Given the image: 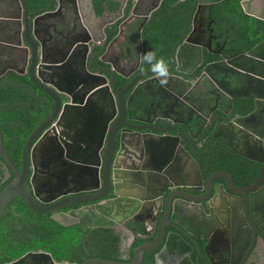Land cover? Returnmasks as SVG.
<instances>
[{
    "label": "water",
    "instance_id": "95a60500",
    "mask_svg": "<svg viewBox=\"0 0 264 264\" xmlns=\"http://www.w3.org/2000/svg\"><path fill=\"white\" fill-rule=\"evenodd\" d=\"M21 1L26 13V25L23 28L24 42L27 43L26 46L30 51L28 75L37 88L46 92L54 100V105L48 107L49 114L28 133L21 154L20 167L13 162L6 152L5 136L0 127L1 161L6 165V169L13 174L12 180L0 190V222L11 199L16 196L21 197L32 210L51 214V217L58 221H60L58 217L60 210L78 203L84 204L79 210L90 213L91 221L96 217H102L103 213L114 217L110 211L115 210L116 202L120 201L121 203L118 205L129 212L137 211L139 208L156 212L154 217L147 216L142 220L151 225V236L156 231L154 240L143 242L135 247L130 261L91 257L85 258L81 264H141L145 252L160 247V239L165 228L162 222L159 223L158 227L156 226L158 217L164 209L162 202L168 189L166 185L159 188V184H164V180H166L162 174L163 164L161 165L162 156L159 150H166L162 153L169 152L170 157L168 159L174 157L173 153H175L176 148H182L189 155L188 157H191V151L184 147L182 139L189 142L194 151V138L196 137L194 132L202 117L199 113L191 112L192 104L185 98L180 97L176 100L159 94L153 99L151 94H147L146 101L148 102L143 107V112L152 109L154 112L153 122L162 125L157 130L158 133L149 132L146 136L139 128L137 131H130L129 134L124 133L123 124L119 120L126 119L125 114L129 102L126 99V93L136 79L120 88L116 82V73L119 71L113 64L111 67L101 69L95 67L94 61L99 52L88 53L92 45V38L90 37L66 36L63 41L64 46L55 50L52 47L46 48L45 41L37 34L39 32L37 20L40 17L51 19L55 16L57 11L52 10V8L60 0H52L48 7L30 13L27 0ZM179 1L183 0H177V2ZM161 2L162 0H156L153 6L145 12L141 29L146 24L151 12ZM241 3L246 13L264 19V12L257 10L260 0H242ZM203 4H198L191 17L190 25L184 32L187 38L182 44L174 48L173 60L177 65L175 71L179 73L190 75L193 68L201 69L202 66L195 64L196 60H202L204 49L212 52L213 39L217 37L216 34H212L208 43L199 35V32L205 31L204 21L201 22L200 26L197 24ZM18 6H22L19 0ZM211 6L212 3L209 4V7ZM104 7L105 10L109 11L107 4H104ZM210 15L212 16L211 12ZM7 17L19 21L21 14H11ZM79 18V7L74 5L73 8L62 12L56 22L49 21L47 28L49 31L64 36L76 28V22ZM203 18L204 16L201 20H204ZM211 30L213 31L214 28L212 27ZM12 44H20V42H13ZM80 47H82L81 50ZM127 59V56H123L124 61ZM73 62H78L81 68L72 70L69 65ZM187 63L191 66L190 68L186 67ZM203 67L204 74L217 81L218 78L224 81L226 78L235 75L238 88L248 92L244 95H234V97L249 98L252 100V108L254 109L249 113H242L241 116L233 120H228V124L231 125L233 132L237 130V134L239 133L237 140L241 142L243 139L239 143L240 146L250 147L251 145L250 150L264 155V39L244 52L226 56L210 63L205 60ZM168 70L173 72V67L168 68ZM119 73L122 77L128 78L130 76L123 72ZM197 73L198 71L194 75ZM145 74L151 75L156 74V72L154 70L146 71ZM56 77L59 78L58 82L55 81ZM176 79L177 77H174L169 81L156 76L152 81L160 90L181 88V84ZM219 85L222 86L220 83ZM31 88L34 90L33 87ZM76 91L80 96H76ZM62 92L67 95L65 102H62L60 98ZM156 106L157 110L155 111ZM223 120L227 121L226 119ZM174 129L179 132H172ZM117 132H120L121 149L131 150L132 153L139 152L141 159L145 158V153L146 155L150 154L147 160L150 161V165L154 169H149L148 165L143 166L144 170H149L148 175L144 176L140 174L141 170H131L130 167L122 171L114 167L112 162L116 154L115 138ZM127 134L128 137H125ZM244 134L251 137V140L248 142L246 139L244 140V137L246 138ZM227 137L229 138V135ZM230 144L231 141L229 140L222 146L229 148ZM132 150H136V152ZM155 152L159 153L158 157ZM180 156L177 154L176 158ZM251 158L259 163H264L262 157ZM207 171L208 168L202 176L199 173V178H204L207 181L210 178L206 174ZM198 172H201L199 166ZM229 175L226 172H219L214 178H210L209 182H206L207 198L212 192H215L216 195H220L224 204L229 206L232 214L236 207L245 210L254 222L260 224V231L264 234V220L259 219V211L254 208L256 202L264 194L260 187V184L264 183V170L261 169L260 175L250 186H236ZM217 177H221L224 182L217 181ZM135 182L148 186V189L152 191L151 194L140 198V195L134 192L136 185L133 183ZM123 185L129 186L130 190L122 191L120 187ZM112 186L116 197L108 199L106 197ZM158 201L161 202L160 207L156 206ZM175 201L174 196L168 197L165 204L167 210H173ZM85 203L88 204L85 205ZM128 204L131 206L128 207ZM165 217L166 214L163 218ZM124 221L125 219L119 220L122 224H125ZM149 225H147L148 228ZM129 230L132 232L131 229ZM203 238L205 240L203 246L205 252H209L213 246L222 244L223 241V236L219 233L203 236ZM123 240L128 244L125 238ZM232 241L234 242V239ZM196 247L201 250V244ZM127 249V254H129L130 248ZM6 264L76 263L66 260L56 262L50 252L38 249L28 251Z\"/></svg>",
    "mask_w": 264,
    "mask_h": 264
},
{
    "label": "flooded vegetation",
    "instance_id": "af4514ba",
    "mask_svg": "<svg viewBox=\"0 0 264 264\" xmlns=\"http://www.w3.org/2000/svg\"><path fill=\"white\" fill-rule=\"evenodd\" d=\"M19 1L22 6H18V0H0V127L2 130L10 126V124H7L10 120V116H14L16 119L15 111L24 114V111H33V113H36V111L44 112L47 109V113L43 116L44 119L49 114L48 107L54 105V100L48 96L46 92L37 88L29 78L28 67L30 64V51L26 46L27 43L24 42L23 33V28L26 25V13L24 12L22 1ZM118 1L120 2L118 8L121 9H110V6L105 3L109 6V11L104 10L105 12L103 11L100 15L95 12V17L97 19L95 21L92 20V22L85 19L84 14L81 9H79L80 18L76 22V28L66 35L62 33L64 35L62 36L61 34L49 31L47 23L49 21L56 22L62 12L73 8L74 5L79 7V0H60V2H56L55 6L52 8V10L57 11L55 13L56 17L53 16L51 19L40 17L37 20L39 26V32L37 34L45 41L46 48L52 47L53 50L64 46L63 41L66 39V36L90 37L92 38V45L88 53L92 54L99 52V55H96L94 61L95 67L101 69L103 67H111L113 64L119 72L130 75L127 79L125 78L126 81L124 84L119 86L121 75L119 72L116 73V82L120 88L133 79H136L135 83L130 86L126 93V99L129 101L127 106L128 110L125 114L126 119L119 120L121 124H123L122 128L124 129V133L129 134L130 131H137V128L145 133L146 136H148L147 133L149 132L158 133L157 130L162 125L153 122L154 112L152 109L145 113L143 112V107L146 106L148 102L146 101L147 94H151L153 99L159 94L176 100L180 99V97L185 98L192 104L191 112L199 113L202 117L194 132V135H196L194 138V151L191 148V144L185 139H182L184 147L191 151V157H188L189 155H187L182 148H176L174 151L175 153H173L174 157L170 159H168L170 157L169 152L162 153V151L166 150H159L162 156V174L166 178L164 184H159V188L166 185L168 189L164 194V201L162 202L164 209L158 217L156 226L158 227L159 223L162 222L165 228L160 239V247L153 251L145 252L141 264H264V234L260 231V224L254 222L247 212L241 210L239 207H236L232 214L229 206L224 204L220 195H216L215 192H212L207 198L208 190L206 189V182H209L210 178H214L216 173H229V176L232 177L236 186H250L254 184L256 178L260 175L261 169L264 170V163H259L251 158H264V155L257 154L255 151L250 150L251 145L250 147L240 146L239 143H241L243 139L241 142L238 141L237 136L239 133L237 134V130L233 132L231 125L228 124V120H233L241 116L242 113L246 114L254 109L251 108L253 107L252 105H250V110H246L244 107L243 101L249 98L234 97V95H244L248 92L238 88L239 86H237V78L235 75L226 78L224 81L218 78L217 81L204 74L203 66L205 60H208L210 63L237 53L234 51L233 43L235 41L231 38L230 31L225 29L217 30V22L210 15V3L205 0H200L199 3L204 4L201 7L202 12H200L197 24L200 26L201 22L204 21L205 31L199 32V35L208 43L212 34H216L217 37L213 39L212 52L208 51V49H204L202 60L198 59L195 62L197 66H202V68L199 70L197 67L195 69L193 68L190 75L175 71L177 65H175L173 60V51L177 45L182 44L187 38L184 32L188 29L190 25L189 22L181 32L182 36L180 39L174 41L170 56L163 60L166 67V76L163 79L170 81L174 77H177L176 81L181 84V88L174 87L160 90L152 81L154 77L157 76V73L151 75L145 74L146 71L153 70V60L145 59L146 56L152 55V46L147 37V31L144 32V28L150 23L152 18H155L154 22L159 19L158 9L162 5V2L151 12L146 24L141 29L140 27L144 21L145 12L153 6L156 0ZM27 3L29 13L41 8H46L50 5L32 7L28 0ZM257 10L264 12V1H260ZM10 13L12 15L20 13L21 19L19 21L11 20V18L7 17L11 15ZM1 15H3V17H1ZM106 15H113L115 17L113 18L112 16L105 19L104 16ZM202 16H204V20H201ZM212 27L214 28L213 31L211 30ZM165 38L169 41L173 37ZM13 42H20V44L11 45ZM81 48L82 47H80V50ZM146 48L148 49L147 54H145ZM123 56H127L129 60L127 59L128 61H124ZM69 66L72 70L74 68L78 70L81 68L78 62H73ZM170 67H173V72L168 70ZM186 67L190 68L191 66L187 63ZM196 71H198V73L194 75ZM11 73L19 77L15 78ZM58 79L59 78L56 77L55 81L58 82ZM219 83L222 84V86L219 85ZM31 87H33L34 90H32ZM76 96H80L78 91H76ZM60 98L62 102L67 101L66 93L62 92ZM32 105H35V107H32ZM156 110L157 106L155 107V111ZM29 116L30 114L24 117ZM22 117L23 116H21L20 119H16V122H14L17 127L11 137L14 140L21 131L20 127L26 128L22 122ZM10 122L12 123V120ZM177 131V129L172 130V132ZM128 134L125 135V137H128ZM227 135H229V138ZM119 136L120 132H117L115 138L116 154L112 162L114 167L120 171L130 167L131 170H141L140 174L144 176L148 175L150 173L148 172L149 170H144L143 166L148 165L149 169H154V167L150 165V161L147 160L150 154L146 155L145 153V158L141 159L139 158L140 153L136 152V150H132L136 152L132 153L131 150L125 151L121 149ZM244 136L246 135L244 134ZM27 137L28 134L26 139ZM250 138L251 137L246 136L244 140L246 139L248 142V140H251ZM229 140L231 141L229 148L222 146L223 143ZM217 149L226 150L228 154L238 158L236 161L243 163V165H227L214 169V155ZM17 151V147L14 145L10 153L6 152L11 159L16 156V161L12 160L20 167L19 162L21 161V156H17ZM155 153L158 157L159 153ZM177 154L181 156L176 158ZM1 160L2 158L0 156V166L2 170H4L3 180H6L13 174L10 170L8 171L6 169V165ZM251 163H258L259 165L253 181H249L251 179L250 177L255 173V171L253 172L252 170V166L254 165H250ZM198 166L201 172H198ZM207 168L208 171L206 174L210 176V178L205 181L204 178H199V173L202 176ZM238 177L247 182L240 183L237 181ZM217 181L224 182L221 177H217ZM133 184L136 185L134 192L139 194L140 198L152 192L151 189H148V186H144L139 182ZM260 187L263 189L264 193V183H261ZM120 189L122 191L130 190L129 186L126 185H123ZM233 189H235L234 186ZM172 196H174V200L176 201L173 204V210L170 211L167 210L165 204L168 197ZM113 197L116 196L114 195L112 186L106 198L112 199ZM120 203V201L116 202L115 210L110 211L114 217L110 214L103 213L102 217H96L91 221L90 213L80 212L79 209L84 205L82 203L63 208L60 210L58 217L66 226L79 224L81 227H89L92 229L101 226L113 228L116 232H119L121 236V251L123 252L122 261H130L135 247L143 242L154 240L156 231L154 235L151 236V225L142 220L147 216L154 217L156 212L145 211L142 208H139L137 211L132 210L129 212L127 209H123L119 206L118 204ZM86 204L88 203H85V205ZM129 206H131V204H128V207ZM156 206L160 207L161 202L158 201ZM254 208L259 211V219L264 220V194L262 198L256 202ZM165 214L166 217L163 218ZM122 219H125L123 222L125 224L119 222V220ZM142 224L149 225V228L146 225L147 232L145 233L139 232V226ZM129 229H131L132 232H130ZM215 233L222 234V244H216L209 252H205L203 248L205 244L203 236H212ZM128 237H131V239ZM124 238L128 244L125 243L123 240ZM137 239L142 241L135 246L134 243ZM232 239H234V242ZM198 244H201V250L196 247ZM127 248H130L129 254H127ZM53 257L56 262L66 260L71 263L81 264L66 258L59 259L54 255Z\"/></svg>",
    "mask_w": 264,
    "mask_h": 264
},
{
    "label": "trees",
    "instance_id": "16d2710c",
    "mask_svg": "<svg viewBox=\"0 0 264 264\" xmlns=\"http://www.w3.org/2000/svg\"><path fill=\"white\" fill-rule=\"evenodd\" d=\"M32 7H43L50 4L51 0H28ZM200 0H163L158 9L159 19L152 18L150 23L145 26L147 37L150 40L151 53L155 60L163 62L164 58L170 56L174 41L180 39L183 29L189 24ZM212 3L209 7L212 17L217 22V30L225 29L230 31V36L234 39L233 47L237 53L244 52L264 39V19L255 17L245 12L242 0H205ZM95 12L100 15L104 11V4L107 3L110 9L120 6L119 1L113 0H92ZM165 37H173L169 41ZM146 45V42H145ZM147 48L145 54H147ZM15 78L19 76L11 73ZM119 86H122L126 79L120 76ZM252 100L243 101L246 110H250ZM35 107V105H32ZM46 111V112H45ZM33 113L15 111L16 119L22 117V122L26 128L20 127V133L14 140L13 136L17 127L16 119L10 116L7 124L2 131L5 136V150L10 153L14 145L17 147V156L22 154L26 136L37 123L43 119L47 113ZM26 112V113H25ZM35 112V111H34ZM30 114L29 117H24ZM12 120V123L10 122ZM25 129V130H24ZM16 156L12 157L16 161ZM238 158L230 155L224 149H217L214 155L213 168L227 165H243ZM21 166V161L19 162ZM254 175L249 181H253L258 171V163H251ZM2 167L0 166V190L12 180L13 175L3 180ZM239 173V172H238ZM240 174V173H239ZM237 176V174H236ZM241 176V175H240ZM240 183H246L241 178H237ZM139 232H147V226H139ZM142 240L137 239L134 243L137 246ZM121 236L109 226L98 228L81 227L79 224L70 226L51 217V214L40 213L32 210L25 201L19 197H13L8 204L3 218L0 222V264H6L28 251L42 249L50 252L56 258H66L71 261L82 263L85 258L103 257L107 259L123 260L121 251Z\"/></svg>",
    "mask_w": 264,
    "mask_h": 264
},
{
    "label": "crops",
    "instance_id": "0c3cea01",
    "mask_svg": "<svg viewBox=\"0 0 264 264\" xmlns=\"http://www.w3.org/2000/svg\"><path fill=\"white\" fill-rule=\"evenodd\" d=\"M260 1L262 2L264 0H260ZM79 9H81L82 13L84 14L85 19L90 20L91 22H92V20L95 21L97 19L95 17V10H94V6L92 4V0H79ZM112 16L113 15H106V16H104V18L107 19L108 17H112ZM124 78H126V77H124ZM128 238L131 239V237H128Z\"/></svg>",
    "mask_w": 264,
    "mask_h": 264
},
{
    "label": "clouds",
    "instance_id": "9594fccd",
    "mask_svg": "<svg viewBox=\"0 0 264 264\" xmlns=\"http://www.w3.org/2000/svg\"><path fill=\"white\" fill-rule=\"evenodd\" d=\"M154 57L152 55L146 56V60H152ZM153 70L157 73L158 78H164L166 76V67L163 62L160 60H155V63L152 65Z\"/></svg>",
    "mask_w": 264,
    "mask_h": 264
}]
</instances>
